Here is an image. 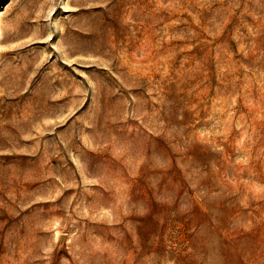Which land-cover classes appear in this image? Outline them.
Listing matches in <instances>:
<instances>
[{"label": "rangeland", "instance_id": "1", "mask_svg": "<svg viewBox=\"0 0 264 264\" xmlns=\"http://www.w3.org/2000/svg\"><path fill=\"white\" fill-rule=\"evenodd\" d=\"M0 264H264V0H0Z\"/></svg>", "mask_w": 264, "mask_h": 264}, {"label": "bare ground", "instance_id": "2", "mask_svg": "<svg viewBox=\"0 0 264 264\" xmlns=\"http://www.w3.org/2000/svg\"><path fill=\"white\" fill-rule=\"evenodd\" d=\"M0 32H1V30H0Z\"/></svg>", "mask_w": 264, "mask_h": 264}]
</instances>
